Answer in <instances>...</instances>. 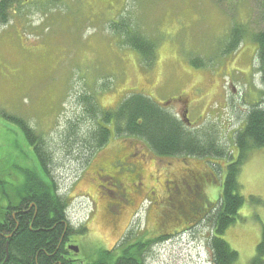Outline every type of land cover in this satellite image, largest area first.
<instances>
[{"label":"rangeland","instance_id":"obj_1","mask_svg":"<svg viewBox=\"0 0 264 264\" xmlns=\"http://www.w3.org/2000/svg\"><path fill=\"white\" fill-rule=\"evenodd\" d=\"M26 2L31 3L23 7L24 14H17L13 23L0 27L1 168L15 161L16 123L10 115H18L45 131L51 173L60 192L69 198L67 213L71 222L83 213L85 217V209L90 211L91 203L79 194L90 187L85 179L75 178L76 164L65 154L68 144L65 151L59 142L60 126L51 131L48 128L61 112L59 124L68 117L74 121L66 129L69 141L79 140L91 130L89 119L77 122L83 108L77 100L79 89L95 99L103 96L105 101L112 100L113 93L141 82L136 86L147 87L149 96L157 102L186 89L193 94L212 91L208 93L210 105L220 108L214 109L216 117H212L213 111L208 107L209 112L205 110L202 119L204 123L217 124L219 141L233 158L236 156L234 130L242 124L247 103L259 98L261 88L256 44L249 34L264 29V0H51L44 12L41 4L45 0ZM118 15L138 24L156 40L152 65L142 64L136 50L120 41L111 27L117 23ZM234 22L246 25L248 35L233 54H222L225 34ZM195 55L209 59L207 66L192 64L190 57ZM230 80L234 81V90L227 84ZM198 111L192 113V120L198 119ZM77 125L84 128L75 129ZM123 135L118 134L115 139L119 141ZM250 152L237 177L244 202L237 209L235 220L222 233L238 252L232 264H249L264 225V146ZM207 159L217 163L218 179L229 158ZM210 187L211 199H215L221 188L219 181L212 182ZM173 219L168 217L166 222ZM92 224L99 227L98 223ZM211 230L208 220L181 231L159 245L148 261L182 264L181 258L172 256L180 246L190 250L186 257H204Z\"/></svg>","mask_w":264,"mask_h":264},{"label":"trees","instance_id":"obj_2","mask_svg":"<svg viewBox=\"0 0 264 264\" xmlns=\"http://www.w3.org/2000/svg\"><path fill=\"white\" fill-rule=\"evenodd\" d=\"M30 1L36 2L37 0ZM50 2L51 0H45L41 4L43 12ZM30 3H27L26 0H0V27L13 23L17 14H24L23 7ZM118 16L117 23H112L111 27L118 33L120 41L136 50L142 64L152 65L155 61L156 40L147 36L138 24L135 25L127 17ZM246 33V25L239 22L231 24L225 34L226 39H224L225 43L221 53L233 54L243 38L248 35ZM249 35L256 44L255 55L258 60L257 71L260 76L261 88H259V98L256 101L247 103L244 100L249 106L242 124L234 130L233 135V144L238 150L237 154L234 158L228 155L227 158L231 159L224 163L218 200L208 206L207 211L204 212V218L211 222L212 227V234L207 240V245L212 251L211 260L214 264H232L238 256L237 250L232 248L222 237V233L235 220L237 209L244 202V196L239 191L237 179L241 165L252 149L264 146V29L253 31ZM207 60L196 55L190 57V62L196 66H207ZM78 91L77 100L83 104V108L76 117L77 122L89 119L91 130L88 132L83 130L86 133H83L79 140L70 139L69 141L70 133H67L66 129L74 121L68 117L67 120L59 124L60 122L58 123L57 120L61 112L53 125L48 128V130H53L58 125L60 126L58 135L59 142L62 143L61 148L66 151L64 146L68 144L69 150L65 154L75 164L80 163V160L83 165L86 158L94 151L99 152L101 147L107 143L113 144L110 141L114 140L118 134L144 138L152 152L160 156L171 157V159L177 157L178 159L206 160L209 157L223 159L227 156L226 146L218 139L217 124L210 121L204 123L202 119L201 124L188 125L143 91L126 90L117 101L114 99L103 101V96L95 99L81 89ZM76 92L77 90L70 94L69 98ZM211 92L208 91L205 94ZM199 104L203 105L202 116L209 107L211 112L213 111L212 117H216L214 111L216 108H214L215 105H210V99L205 101L202 99ZM63 109L61 111L64 112ZM10 118L16 123V128L13 130L16 138L14 158L23 159L25 156H30L38 164L39 170L32 190L34 196L30 203L33 204L29 203L28 211L16 218L19 222L18 226H15L14 220H11L10 226L0 225V264H58L62 262L60 254L62 252L58 249L63 247L66 231H68V227L64 230L65 222L68 223L70 220L67 213L68 203L51 173L52 159L44 139L46 132L40 131L39 127L31 126L29 121L18 117V115H10ZM111 118L114 119V122L116 121L114 128L118 132L116 134H112L110 130ZM77 127L78 125L75 129ZM83 128L81 125L80 128L78 127V129ZM18 137L21 138L24 145L21 144ZM82 141L83 144H81ZM111 150L113 147L108 149V151ZM76 153H78L77 156ZM81 167L79 164L74 166V172L77 175L81 172L79 170ZM88 175L92 176V173L89 172ZM78 178L84 180L85 175H78ZM26 187H30V182L25 184ZM25 203L27 204V202ZM188 210L186 205L183 209L175 208L182 219L187 218L185 211ZM5 235H7V256L4 250ZM96 260L103 262L104 258L97 257ZM133 264H135L134 261ZM249 264H264V225L256 244V252Z\"/></svg>","mask_w":264,"mask_h":264},{"label":"flooded vegetation","instance_id":"obj_3","mask_svg":"<svg viewBox=\"0 0 264 264\" xmlns=\"http://www.w3.org/2000/svg\"><path fill=\"white\" fill-rule=\"evenodd\" d=\"M188 95L181 92L172 100L180 103L175 113L186 114L194 125L196 119L192 120L190 115L192 109H197L192 106L196 98ZM206 97L207 94L201 95ZM110 123L111 133L115 134L116 121L111 118ZM110 142L113 144L94 151L83 165L80 160L76 163L82 166L78 175L84 174L92 185L81 193L91 203V209L80 224L65 222L66 239L58 249L64 264H147L152 243L178 227L192 226L198 213L207 209L206 185L210 189L216 176L205 161L157 155L144 138L133 135ZM111 147L113 150L108 151ZM38 170L30 156L15 158L0 169V225L10 226L14 220L18 226L16 218L28 211L33 200ZM27 182L29 188H25ZM185 205H189L186 219L166 222L174 208L183 209ZM71 245H77V249ZM97 257L104 261H97Z\"/></svg>","mask_w":264,"mask_h":264},{"label":"bare ground","instance_id":"obj_4","mask_svg":"<svg viewBox=\"0 0 264 264\" xmlns=\"http://www.w3.org/2000/svg\"><path fill=\"white\" fill-rule=\"evenodd\" d=\"M176 251H177V253H176V255L174 257H176V258H182L183 257L182 254L184 253V249L179 247V248H177Z\"/></svg>","mask_w":264,"mask_h":264},{"label":"water","instance_id":"obj_5","mask_svg":"<svg viewBox=\"0 0 264 264\" xmlns=\"http://www.w3.org/2000/svg\"><path fill=\"white\" fill-rule=\"evenodd\" d=\"M71 247H72L73 249H77V247H76L75 245H71Z\"/></svg>","mask_w":264,"mask_h":264}]
</instances>
